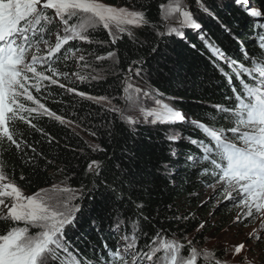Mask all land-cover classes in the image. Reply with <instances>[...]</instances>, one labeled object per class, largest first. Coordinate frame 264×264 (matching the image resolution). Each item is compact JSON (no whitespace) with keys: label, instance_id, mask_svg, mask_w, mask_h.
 Returning <instances> with one entry per match:
<instances>
[{"label":"trees","instance_id":"1","mask_svg":"<svg viewBox=\"0 0 264 264\" xmlns=\"http://www.w3.org/2000/svg\"><path fill=\"white\" fill-rule=\"evenodd\" d=\"M99 1L143 12L146 22L118 35L115 44L104 28L97 27L87 33L94 42L74 41L65 48L87 58L94 72L86 73L88 69L79 67L77 55H69L54 65L59 73L57 85L63 84V89L47 81L41 83L40 93L30 89L45 108L65 123L37 117L32 121L40 130L36 131L15 121V138L28 147L22 152L7 144L0 147L4 174L23 195H34L53 185L80 192L81 212L65 237L68 248L83 264L98 263L101 241L115 238L106 229L110 225L135 233L138 248L145 249L159 237L183 239L193 235L194 241L201 242L211 231L204 230L208 222L200 230L203 218L215 217L211 225L219 231L230 225L235 213L230 201L216 210H208V204L202 203V190L216 182L208 162L196 160L197 150L189 142L204 141L202 131L191 123L139 122L130 126L115 107L86 97L106 98L118 105L122 82L132 68L140 70L142 84L181 111L185 121L227 130L232 126L228 114L216 108H234L227 99L232 96L227 79L220 72L228 69L210 54L205 40L245 64L242 47L253 59L258 53L250 38V19L231 2L220 6L219 2L203 0L204 13L196 9L194 0H187L194 21L201 27L199 32H184L181 39L178 35H159L163 29L161 6L168 0ZM249 1L264 16V0ZM202 34L205 40L200 38ZM110 53L116 55L98 61V57ZM41 71L51 76L46 69L37 67V72ZM68 88L74 92H68ZM25 106L36 107L30 101ZM93 162L100 167L89 172ZM13 226L0 221V234Z\"/></svg>","mask_w":264,"mask_h":264},{"label":"snow or ice","instance_id":"2","mask_svg":"<svg viewBox=\"0 0 264 264\" xmlns=\"http://www.w3.org/2000/svg\"><path fill=\"white\" fill-rule=\"evenodd\" d=\"M196 3L206 11L203 0H196ZM237 3L245 7L249 16H261L259 11L249 10L248 0H237ZM161 8L165 12V20L174 18L179 25L169 28L161 35H178L183 39L184 29L200 31L201 26L194 21L184 0H172L167 8L163 5ZM49 10L54 12V16L49 14ZM145 22L143 12L116 9L99 3L98 0H0V147L7 144L8 148L15 147L21 152L28 147L24 141L15 138V121H21L36 131L40 130L36 129L32 121L37 117L47 116L65 123L61 117L45 108L30 89L40 93L41 83L45 81L49 85H57L59 73L54 65L69 55L75 56V52L69 50H65L63 56L59 55L70 44L69 36L72 40L82 39L85 43H92L85 34L98 26L102 25L105 30L115 27L117 31L124 32L123 25L141 27ZM57 23L62 25L64 36L61 38L57 34L52 48L49 47L45 34L50 33ZM259 27L264 28V24ZM260 35L259 57L253 59L242 49L246 65L230 60L214 44L208 43L203 34L200 37L205 40L206 47L218 64L223 63L230 69V73H224L222 69L221 73L226 77L232 92V96L227 99L234 103V108H216L218 112L228 114L232 126L227 130H214L202 123L185 121L181 113L159 98L154 101L157 105L154 110L145 111L135 102L132 105L140 108L145 120L152 118L153 124L191 123L194 128L202 131L212 146L204 141L189 142L202 150V160L208 162L215 175L216 183L211 185L213 191L220 185L226 192L227 200L234 202L235 207L246 209L244 219L252 218L254 213L264 218V33ZM109 36L113 37L112 31H109ZM118 39L119 37L112 38V44ZM41 45H44L47 55H40ZM115 55L110 53L97 59L107 60ZM84 59L81 56L80 62ZM37 67L46 69L51 76L45 75L43 71L37 72ZM128 71L135 76L141 74L140 70L134 71L132 68ZM57 86L64 88L63 84ZM130 88L131 85L125 91ZM66 90L74 92L71 88ZM135 91L140 92L139 89ZM74 94L84 96L79 92ZM143 95L148 96L147 93ZM29 101L36 107L25 106V102ZM126 122L130 126L139 124L138 120L131 118H126ZM238 144L241 146H237ZM31 151L35 152V149L32 148ZM99 167V164L93 162L89 164L88 171L93 172ZM59 193L61 195L37 193L25 197L14 181L9 182L0 163V221L24 225L13 226L0 234V264H82L68 248L65 237V229L74 226L76 215L81 211L75 203L80 197L74 194L75 190L69 188H61ZM67 193H73L71 199L63 195ZM6 200H10L11 204L6 203ZM139 207L142 208L143 205ZM237 222L242 221L238 218ZM200 227L203 228L204 225ZM31 229L38 230V234L30 235ZM253 238L264 239V224H261L259 235L253 233ZM124 239L128 241L126 247L116 250L110 264H196L198 256L207 259L214 255L190 249L185 258L181 254L184 245L176 241H165L159 246L147 245L145 249H139L135 233L131 238ZM156 243L153 240L152 244ZM244 248L243 244L236 246L235 254L239 255ZM161 253L162 256L158 255ZM215 264L220 262L215 261Z\"/></svg>","mask_w":264,"mask_h":264},{"label":"rangeland","instance_id":"3","mask_svg":"<svg viewBox=\"0 0 264 264\" xmlns=\"http://www.w3.org/2000/svg\"><path fill=\"white\" fill-rule=\"evenodd\" d=\"M212 1L217 2V3L219 2L218 4L220 6L225 5L227 2L237 4V6L240 8V10L243 13H245L246 15H248L247 11L245 10V7L239 5L237 3V0H212ZM98 2L104 4L103 2H101L99 0H98ZM171 3H172V0H168L166 3L163 4V6H165V8H167V6ZM220 3H222V4H220ZM184 4L186 5L187 9L190 10L189 9L190 4L187 0H184ZM194 4L196 6V9H199V10L203 11L204 13H206L205 10H202L201 7L196 3V0H194ZM104 5H106V4H104ZM248 5H249V10L259 11L258 8L254 7L253 5L250 4L249 0H248ZM115 8L116 9H123L121 7H115ZM203 8L206 9L204 4H203ZM49 12L51 13L52 10H49ZM190 12H191V10H190ZM164 16H165V12L161 8V18L163 21V29H162V32H160V34H159L160 36H165V35H161V33H164L169 28L174 27V26H176V27L179 26L174 18H169V19L165 20ZM192 17H193V15H192ZM260 18H262V17L260 16L259 19ZM254 19H255V17H254ZM98 27H102V25L98 26ZM123 28H124V32L117 31V29L115 27L110 28V30H106V32L109 34V31H112L113 37H110V38H114V37H117L118 35H120L121 33H126L130 29H134V26L131 24H128V25H123ZM95 29H97V28H95ZM94 30H90L89 34H91ZM188 30H191V29H184L183 32L188 31ZM57 34H59L61 37L64 36V33L61 34V33H55L54 32V34L51 35V37H53V40H52V43H50L49 47L54 48L53 43L56 40ZM85 35L87 36V34H85ZM69 39L72 40L70 36H69ZM87 39L94 42V40L91 39V36H89V37L87 36ZM77 41L79 43H84V41L82 39L77 40ZM41 50L45 51L43 49H41ZM75 55H77V54L75 53ZM76 58H78L80 60V55L78 54L76 56ZM86 60H87V58H85L84 61L79 64V67L87 68L88 72L86 71V73H93L94 69L93 68L89 69L90 68V66H88L89 61H86ZM96 76L98 77L99 74L97 73ZM129 85H131V88L129 89V91L126 92L125 88H127ZM135 89H139L140 92L137 93L135 91ZM144 93H147L148 96H144L143 95ZM89 97L101 98V97H94V96H89ZM119 98H120V100H119L120 103L118 105L114 104L110 99H106V98L103 100H100V99H92V100L100 102V103H102L108 107H115L117 109L119 115L122 117V119L124 121H126V118H131L133 120H138L139 122L147 123V124H151V125L153 124V123H151L152 118H148L147 120H145L144 116L142 115V113L140 111V108L132 106L133 102H135L137 105L142 107L145 111H150V110H154L157 108V105L155 104L154 101H155V99L159 98L164 103L168 104L171 108L178 111L176 109V107L173 106L167 99L162 98V97H158L157 95L153 94L149 89H147L142 84L140 76H135L133 73H129V71L125 75L124 81L122 82V91H121ZM178 112L183 115V113L181 111H178ZM215 183H213V184H215ZM213 184L205 186L204 189L202 190L201 200H202V203L205 202L208 204V210H216V208L219 207L220 205L226 204L229 202V200H227V198H226V192L222 190V187L220 185H217V190L214 192L213 188L211 187V185H213ZM61 188H65V187L53 185V186H50L48 188L43 189L42 191H40L38 193H47V194H51V195H61L59 193V189H61ZM74 194L76 196H79L80 192H78V190H75ZM63 195H66L69 199H71L73 193H67V194H63ZM24 196L25 197H31L33 195H24ZM6 203L11 204V201L6 200ZM75 203L80 207L79 200H76ZM230 204L233 206V210L235 211V213L233 215V218H232L230 225L224 226L221 230L217 231L216 225H211L212 222L215 220V217H212L211 220H208V217L203 218V221H202V223H200V226L203 224H207L206 222H208L209 225H207L206 228L205 227L201 228L199 226L200 230H203L205 228L204 230L211 229V231L207 232L204 235L201 242L194 241L193 240L194 236L189 235V236L184 237L183 239H179V238L168 239L166 237H159L156 239L157 243L155 245H153L152 243L150 245L155 247V246H159L160 244L164 243L165 241L179 242L182 245H184V248L182 249L181 254L185 258L188 257L190 249H195L197 251V253L207 252L210 254H214L213 256H209L207 259H203L201 256H198L197 260H196V264H215V261H219L220 264H264V239L253 238V233H256L257 235L260 234L261 224H264V218H262V216L260 214L254 213V216L252 218L244 219V216L246 215V209H244L242 207H235L234 202H232V201H230ZM80 209H81V207H80ZM79 213L76 215V218L78 217ZM4 214L6 215V210H4ZM238 218L242 222H237ZM14 226L23 227L24 225L21 223V224H17ZM69 228H71V227L69 226ZM67 229H68V227L65 229V232L67 231ZM106 229L109 232H111L113 230V229H111V228L109 229L107 227H106ZM103 232L105 234V231H103ZM29 234L30 235H36V234H38V230L31 229ZM124 237L131 238L132 234L125 235ZM241 244H243L245 246V248L239 255H236L235 254V247L239 246ZM217 254L222 255V257H217L218 256ZM158 255L162 256L163 253L158 254Z\"/></svg>","mask_w":264,"mask_h":264}]
</instances>
